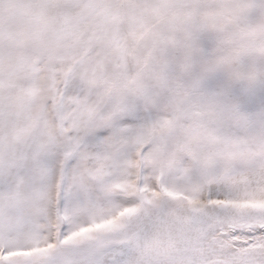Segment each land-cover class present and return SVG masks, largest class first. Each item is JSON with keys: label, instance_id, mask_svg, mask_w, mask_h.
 I'll return each instance as SVG.
<instances>
[{"label": "snow or ice", "instance_id": "1", "mask_svg": "<svg viewBox=\"0 0 264 264\" xmlns=\"http://www.w3.org/2000/svg\"><path fill=\"white\" fill-rule=\"evenodd\" d=\"M0 264H264V0H0Z\"/></svg>", "mask_w": 264, "mask_h": 264}]
</instances>
